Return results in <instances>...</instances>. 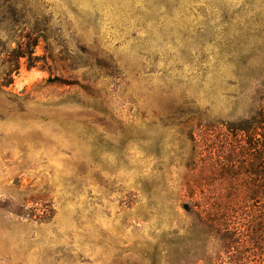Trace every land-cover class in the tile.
I'll return each instance as SVG.
<instances>
[{
    "label": "rangeland",
    "instance_id": "obj_1",
    "mask_svg": "<svg viewBox=\"0 0 264 264\" xmlns=\"http://www.w3.org/2000/svg\"><path fill=\"white\" fill-rule=\"evenodd\" d=\"M260 108L264 0H0V264H264Z\"/></svg>",
    "mask_w": 264,
    "mask_h": 264
},
{
    "label": "trees",
    "instance_id": "obj_2",
    "mask_svg": "<svg viewBox=\"0 0 264 264\" xmlns=\"http://www.w3.org/2000/svg\"><path fill=\"white\" fill-rule=\"evenodd\" d=\"M264 110V108H263ZM261 108L256 111L253 115L241 119L238 122H235L230 128H232L233 130L240 132L241 134H244L247 137L248 140V144H249V149H250V157H249V167L250 168V174H251V178L253 176H255L256 174V163H255V159H259L257 156H252L254 152H257L258 150L261 151L262 154V159L260 158L259 163H257V166H259V164L261 163V166H259V173L257 175H259V180H258V184H254L253 181H250V186L248 187V194L250 199H255L258 198L260 201L259 204V224H257L258 227V233H256V237L257 235H259V238H257L258 242L260 244H255V246H262V248H264V111ZM255 170V171H254ZM212 216V215H211ZM202 217V218H201ZM208 216H202L200 215V221L202 223H205L207 226L212 227L214 225L218 226L219 228L217 229V232L220 234V240H221V246L225 247V248H229L230 246H233V243H239V239L238 237L235 240H231V236L230 231L228 229L227 226L222 227V223H220L219 221H217V217H210L209 216V221H210V225L207 222ZM250 222H254V221H250ZM249 226H251V223H249ZM231 240V241H230ZM257 240H254V242H256ZM205 262H207V264H215V262L213 261V258L210 257L206 258V260H204Z\"/></svg>",
    "mask_w": 264,
    "mask_h": 264
}]
</instances>
